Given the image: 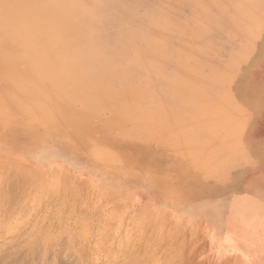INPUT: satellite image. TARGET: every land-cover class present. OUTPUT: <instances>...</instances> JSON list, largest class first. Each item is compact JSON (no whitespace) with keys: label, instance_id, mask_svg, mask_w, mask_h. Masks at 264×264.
<instances>
[{"label":"rangeland","instance_id":"rangeland-1","mask_svg":"<svg viewBox=\"0 0 264 264\" xmlns=\"http://www.w3.org/2000/svg\"><path fill=\"white\" fill-rule=\"evenodd\" d=\"M71 11L42 37L35 11L0 10L8 43L54 54L38 71L65 68L55 88L0 83V101L36 114L60 101L93 133L0 119V260L36 247L32 264H125L129 250L140 264H264V0ZM49 149L77 168L37 167Z\"/></svg>","mask_w":264,"mask_h":264},{"label":"bare ground","instance_id":"bare-ground-1","mask_svg":"<svg viewBox=\"0 0 264 264\" xmlns=\"http://www.w3.org/2000/svg\"><path fill=\"white\" fill-rule=\"evenodd\" d=\"M45 1H47V0H6L3 6H2V3L0 2V7H1L0 10L11 13L13 15L16 14L17 12H19L17 16H23L25 14H28V13L35 11V13H36L35 20H39L40 26H41L38 28L37 31L40 34L42 33V37H43L46 34L45 29L49 25L50 22H56L57 21V23H59L62 26L63 21L65 19H67L70 12H72L71 9L73 10L75 8L76 4L78 3V0H54L49 5L48 8L43 7L40 9L39 3L41 2V5L44 6ZM46 8H47V11L45 14ZM37 10L39 11L40 15L37 13ZM79 25H80V28L83 29V23L80 22ZM53 56H54V54L51 52L50 48H48L47 50L38 49L37 53H29V52H25L22 49H18L17 47H15V45H13L12 43L11 44L8 43L6 41V39H4L3 37L0 36V60L3 61V64H0V83L3 85L2 88H6L10 85H14V86L17 85L18 87L16 86L17 88L15 90L19 91V89H21L22 87H29V86L33 87V88H38V89L59 87V85H61V81L59 80L60 74L62 71L65 70L64 67H59L58 68L59 71L58 70L57 71H55V70L54 71H38L43 66V64H45L46 62L48 64L53 63L55 61L53 59ZM19 67H22L28 71H18L17 69ZM53 69H55V68H53ZM3 70H8V74L5 75L4 73H2L1 71H3ZM23 73H27L24 75V79H22ZM80 79L81 78L79 77V75L78 76L76 75V77L72 80L77 82V81H80ZM3 95H5V93ZM115 97H117V96H115ZM1 99H5V98L2 97ZM4 107L10 108L8 113L2 112V109ZM11 115H13L14 117H9L8 121H6L7 123L13 124V123H16L20 120H25L27 123L30 122L31 124L34 125L35 121H36L35 119L37 118V119H40V120L46 122L47 126H51V125H55V124L62 126L63 128L58 127V128L63 129L62 132H64V128L68 129V127H67L68 125L74 124V129H72V131L74 133L73 136H68L66 134V132H64L65 139H68V140H73L75 138V134H77V138L79 136H81L82 134L83 135H85V134L93 135V133L91 134L90 129H86V128L81 127L82 123L80 121V118L78 116H75L72 112H70V109L68 108V106L64 103H61L60 101H58L56 103L54 102L49 107H46L43 110H41L38 114L32 113L30 111H26V110H25V112L18 111L14 104L8 105L6 102L0 101V119L7 117V116H11ZM1 120H3V119H1ZM9 120H11V122ZM100 139H102V137H100ZM46 157L49 159V161H51V164H54V165L63 164V165H67L69 167H72L73 169L77 168L75 165L70 163L69 159L64 158L63 156L61 157V155L55 150L49 149V151H40V152L34 153L32 155L33 161L35 162V165H37V167H40L41 161L44 160ZM16 177L21 181V178L23 176L21 178L18 176H16ZM23 183H22V185H23ZM25 183H24V185H25ZM18 186H19V184H18ZM18 186H17V189L20 187V186L19 187ZM14 187H15V185H14ZM11 188H9V189L11 190ZM13 190L15 191V189H12V191H10V193L13 192ZM2 193L3 192L0 193V198L6 199L5 195ZM18 193H19V191H18ZM11 194L13 196H12V198L10 197L9 200L15 199L14 198L15 197L14 192ZM21 198H23V197H21ZM6 200H8V199H6ZM14 204H10V205L13 206ZM10 208L11 207H8V209H10ZM24 233H26V232H24ZM28 233H30V232H28ZM156 236H157V234H156ZM13 237H15V236H13ZM161 237H163V236L161 235ZM163 238L165 239V237H163ZM24 242H22V243H24ZM164 242H166V240ZM164 242H161V243L163 244ZM161 243H160V245H161ZM167 243H170V242H167ZM18 244L20 246V242ZM157 245H159V244H157ZM19 246H17L16 248L18 249ZM165 246L166 245H164V247ZM127 247H128V245H127ZM160 248H163V246L161 245ZM164 249H166V248H164ZM142 250H143V248H142ZM135 251L134 252L131 251L132 253H130V250L128 251L127 254H129L130 259L128 261H125L127 264L131 263V262L138 261V260H136L135 257H138L139 255L137 256V254H136L137 251L136 252ZM47 252H49V250ZM9 253L12 254L11 251ZM139 253H141V251ZM145 254L144 255L147 256V252ZM258 254L261 255V253H258ZM50 255L51 254H49V256ZM56 255L59 258V255L58 254H56ZM242 255H243V252H242ZM3 256L4 257H2V259L0 260V264H32L33 261H35L41 257V253H40V251L37 250L36 247H32V248H29L28 250H25L24 252H18L16 254L14 253L13 255H10V256L9 255L8 256L3 255ZM49 256H48V258H49ZM129 256L127 255L126 257H129ZM133 259H135V261ZM254 259L258 260V262H260V263L263 261L262 258H260V259L254 258ZM139 260H141V257ZM255 260H254V262H255ZM58 261L60 262V260H58ZM142 261H138L139 262L138 264L142 263ZM162 263H159V264H162Z\"/></svg>","mask_w":264,"mask_h":264}]
</instances>
